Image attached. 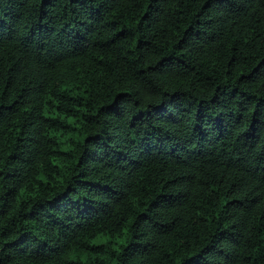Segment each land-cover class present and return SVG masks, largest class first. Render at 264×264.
<instances>
[{
    "label": "trees",
    "instance_id": "trees-1",
    "mask_svg": "<svg viewBox=\"0 0 264 264\" xmlns=\"http://www.w3.org/2000/svg\"><path fill=\"white\" fill-rule=\"evenodd\" d=\"M0 264H264V0H0Z\"/></svg>",
    "mask_w": 264,
    "mask_h": 264
}]
</instances>
